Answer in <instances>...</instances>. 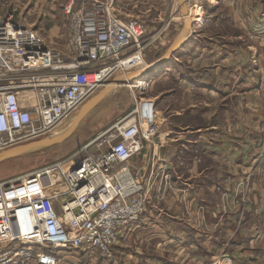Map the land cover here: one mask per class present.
Returning <instances> with one entry per match:
<instances>
[{"label":"built area","instance_id":"built-area-1","mask_svg":"<svg viewBox=\"0 0 264 264\" xmlns=\"http://www.w3.org/2000/svg\"><path fill=\"white\" fill-rule=\"evenodd\" d=\"M114 1H71L69 53L0 15V152L53 136L118 72L145 65L144 27L118 17ZM158 132L156 104L142 99L75 155L0 182V264L113 262L151 194L177 189L167 167L145 178L130 165ZM229 262L222 253L210 264Z\"/></svg>","mask_w":264,"mask_h":264},{"label":"crops","instance_id":"crops-1","mask_svg":"<svg viewBox=\"0 0 264 264\" xmlns=\"http://www.w3.org/2000/svg\"><path fill=\"white\" fill-rule=\"evenodd\" d=\"M22 1L29 15L54 19L56 23L49 29L51 34L44 39L49 46L61 45L63 27L57 19L61 15L58 12L61 0ZM62 1L67 5L69 0ZM197 12L198 9L191 13L192 19L203 16ZM30 25L39 33L46 31L35 23ZM197 25V29H201L204 22L200 19ZM193 33V29L185 33L184 45L165 63L168 65L154 71L157 77L153 82L165 84L172 76L178 87L156 95L159 132L153 142H145L143 151L130 162L145 178L167 167L177 189L164 198L153 192L147 210L128 241L114 247V261H102V264H210L222 253L230 255L228 264H264V248L256 242H250L251 246L243 245L248 240L239 234L241 208L234 195L241 190L237 183L242 182L244 175L241 174L245 173L239 167L243 168L244 159L253 157L251 145L261 139L260 128L258 132L246 130L249 136L240 138L232 133L234 126L229 112L241 111L243 93L239 92L238 83L243 80V73L237 69L227 72V56L222 57L220 51L208 56L197 53L198 58L193 63L189 62L185 68L180 66V57L192 53L190 48L196 40ZM182 67L186 71H182ZM255 72L253 78H261L259 72ZM114 86L111 84L105 89ZM230 98L232 102L228 104ZM67 121L62 126L72 123ZM103 130L104 127L94 129L96 134ZM233 156L237 158L232 164ZM261 205H264L263 200L253 199L241 224L253 233L259 229L257 226L264 229Z\"/></svg>","mask_w":264,"mask_h":264},{"label":"rangeland","instance_id":"rangeland-1","mask_svg":"<svg viewBox=\"0 0 264 264\" xmlns=\"http://www.w3.org/2000/svg\"><path fill=\"white\" fill-rule=\"evenodd\" d=\"M71 1L69 0L67 5H63L64 1L62 0L59 2L61 10L59 9L58 12L61 15L57 19L63 27V33H61L63 42L61 45L50 46L65 53H69L68 26L71 13L68 11L73 7H77L72 6L73 2ZM22 2V0H1L0 15L5 17L13 14L16 19L21 20L26 26L35 23L36 26L44 27L43 29L46 30L40 32L43 38H46L44 36H50L49 29L56 23L54 19L51 17L42 18L40 15H29L28 9L25 10ZM185 3L188 17L192 19L191 13L196 12V9H198L197 14L201 13L203 16L195 18L197 22L201 19L204 26L201 29H197L198 25L194 27L195 45L190 48L192 50L190 55L185 54L180 57V63L182 64L180 66L185 68L189 65V62L193 63L198 58L196 57L197 53H205L208 56L211 53L214 55L220 51L222 57L227 56V62L229 61L227 72L237 69L243 73V80L238 83L239 92L243 93L240 99V103L242 102L241 111L229 112V116L232 118L231 123L234 126L232 133L235 132L236 136L240 138L243 135L249 136L248 132L251 130L255 129V132H258L257 129L260 128L261 139L257 144L251 145L253 157L244 159L243 168L239 167L245 173L241 174L244 175L242 177L243 182L239 179L240 182L237 183L238 186L241 185V190L236 191L234 194L238 197L236 203L238 208H241V219H246V212L251 208L253 199L258 198L264 201V161H261L264 160V0H185ZM114 9L118 17L125 20L139 21L144 27L141 42L144 47L145 65L142 68L131 70L128 74L135 72L140 73L139 76H141V72L145 71L148 66L150 67L164 57L187 24V17L184 16L180 0H115ZM64 15L68 17H64ZM185 37L186 34L183 38ZM167 65L164 64V66ZM252 65H255L257 69H253ZM145 66L147 67L144 68ZM184 68L182 67V71H186ZM139 69H141V72ZM255 71L259 72L261 78L256 76L253 78L252 73H256ZM122 73L118 72L115 77H120ZM145 76H147V84L140 88L130 87V85L138 82V79L133 83H119L121 85L111 91L109 90L102 102L97 104L96 108L91 113L89 112L90 114L88 113L89 115L87 114L78 122L70 137L63 143L0 163V182L12 181L17 177L47 167L57 160L67 159L75 155L85 144L95 139L117 121L129 116L140 100H153L155 102L156 95L159 96L162 92L166 93L171 91L172 88L178 87V83L172 76L165 84L160 81L153 82L157 77L154 71L145 74ZM104 89L105 87H101L94 97ZM230 101L231 98L227 103L229 104ZM75 114L76 112L67 119L69 120ZM78 116L69 126L67 124L60 125L55 131L56 135L64 133L66 126H68L67 131L71 129L77 122ZM103 127L102 132L95 133L94 129L99 130ZM94 134L96 135L93 136ZM82 155L81 153L79 156ZM233 157L232 164L237 156ZM259 210L263 212L264 205H261ZM244 212L245 215L242 217ZM241 224L239 223V231L241 230L239 234L249 242H245L243 245H250L254 234L260 247L264 248L262 246L264 245V229L257 226L259 229H256L253 233L252 230L242 227ZM83 261L85 264H92L93 260L85 258ZM94 264H102V261L99 260Z\"/></svg>","mask_w":264,"mask_h":264},{"label":"water","instance_id":"water-1","mask_svg":"<svg viewBox=\"0 0 264 264\" xmlns=\"http://www.w3.org/2000/svg\"><path fill=\"white\" fill-rule=\"evenodd\" d=\"M181 2V7L183 9V13L184 16L186 17L188 15V11L185 9V0H180ZM197 21L195 19H191L187 21V24L184 27V31L182 33V35L173 43V45L171 46V48L168 50V52L166 53V55L164 57H162L159 61L153 63L151 65V67H149L148 69H146L145 71L141 72L142 75L156 71L157 69H159L160 66L164 65L165 63H167L172 55L179 50L185 43V41L183 40V35L188 32L191 29H194V27L197 25ZM140 73H131V74H127L125 76H120L118 78H116L114 80L115 84H119V83H127L133 79H136L137 77H139ZM141 75V76H142ZM109 89H104V91L100 92L96 97H93L92 99H90L81 109V114L79 116V119L77 120V122L75 123L74 127H72L71 129H69L68 131L57 135V136H50L44 139H40L38 141H33L30 142L26 145L23 146H18L15 147L13 149L7 150L3 153H0V163L5 162L7 160H11L15 157L18 156H22V155H26L29 154L31 152H35L37 150H42V149H47L50 147H53L55 145H58L60 143H63L64 141H66L71 133L73 132V130L75 129L76 125L78 124V122L80 120H82L89 112H91L95 106L97 104H99L104 98L105 95L107 94V92H109Z\"/></svg>","mask_w":264,"mask_h":264},{"label":"bare ground","instance_id":"bare-ground-1","mask_svg":"<svg viewBox=\"0 0 264 264\" xmlns=\"http://www.w3.org/2000/svg\"><path fill=\"white\" fill-rule=\"evenodd\" d=\"M188 16H189V15L186 16V17H187V21H188V20H191ZM143 64H145V61H144ZM142 67H143V66H141V68H142ZM146 67H147V66H145L144 68H146ZM148 67H149V66H148ZM148 67H147V69H148ZM150 67H151V66H150ZM144 68H143V69H144ZM140 70H141V69H139V71H140ZM137 71H138V70H137ZM139 71H138V72H139ZM156 71H157V70H156ZM130 72H131V71H130ZM140 72H141V71H140ZM155 73H156V72H155ZM122 74H128V73H122ZM120 75H121V74H120ZM149 75H151V74H149ZM114 78H115V77H114ZM114 78H113V79H114ZM111 84H115V83H114V80H112V82H111L109 85H111ZM121 84H123V83H121ZM121 84H118V83H117V84H115L114 87L110 88L109 90L111 91L112 89L116 88L118 85H121ZM146 84H147V76L144 75V77L141 76V77L139 78L138 82H135L134 84L130 85V87H132V88H140V87H142V86H144V85H146ZM109 85H107V87H108ZM107 87H105V88H107ZM79 113H81V111L78 112V113L76 112V114L73 115L69 120L67 119V120L69 121L68 124L71 123V122L74 120V117H76L77 115H79ZM67 120H66V121H67ZM66 121H64L61 125H63ZM61 127H62V126H61ZM65 128H66V129H65V132H66L67 129H68V126H66ZM56 134H57V133H56ZM56 134H55L54 136H57ZM58 135H59V134H58ZM36 141H37V140H36ZM26 144H28V143H26ZM26 144H22V145H19V146H23V145H26ZM17 147H18V146H17ZM14 148H15V147H14ZM10 149H13V148H10ZM10 149H7V150H10ZM7 150H5V151H7ZM5 151H3V152H5ZM3 152H0V153H3Z\"/></svg>","mask_w":264,"mask_h":264}]
</instances>
